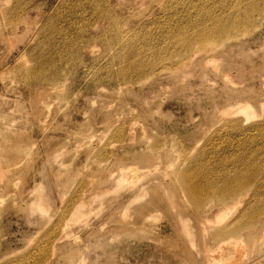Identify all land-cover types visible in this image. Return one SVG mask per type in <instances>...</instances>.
Segmentation results:
<instances>
[{
    "label": "rangeland",
    "instance_id": "rangeland-1",
    "mask_svg": "<svg viewBox=\"0 0 264 264\" xmlns=\"http://www.w3.org/2000/svg\"><path fill=\"white\" fill-rule=\"evenodd\" d=\"M0 11V264H264V0Z\"/></svg>",
    "mask_w": 264,
    "mask_h": 264
},
{
    "label": "bare ground",
    "instance_id": "bare-ground-1",
    "mask_svg": "<svg viewBox=\"0 0 264 264\" xmlns=\"http://www.w3.org/2000/svg\"><path fill=\"white\" fill-rule=\"evenodd\" d=\"M20 10L24 11L25 9L24 10L20 9ZM4 12H6V11H4ZM22 14H23V12L21 14H17L19 16H17L16 20L13 21V22L12 21H6L7 22V24H6L7 28L6 29H8L9 31L14 32V33L20 32L21 26L23 24ZM1 16H3V15L1 14ZM238 25L241 26V27L243 26V24H238ZM214 34L208 35L207 38L215 40V38H213L215 36ZM215 37H218V36H215ZM24 74H22V75H24ZM27 75H24V76H27ZM247 105L249 107H251L250 106L251 104L249 105V103H248ZM184 173H177L175 176L180 181L181 186L183 188H185V190L187 191L188 198H189L190 201L193 202V204H194L195 208L197 209V211H200L201 207H203V206H201L200 200L203 199V198H206V197L207 198L208 197L215 198V200H217L219 202V204H222L225 207L227 205L236 204L238 202L240 203V202H242V200H240V199L244 198L245 195L248 193V191L251 190V188H254V183H255L253 181L254 180L253 177L252 178L249 177V176L238 177L237 175H234V176L231 177V179L229 181L224 182L221 187L212 189L210 186H207V187L203 188L200 185H198L199 184L198 182L193 181V178L192 179L187 178L189 175H185L187 173H185V174ZM190 176H192V175H190ZM131 200H133V199H131ZM134 201H135V199H134ZM214 202H216V201H214ZM251 209H253V208H251ZM251 212H250V214H251ZM247 213L249 214V212H246V214ZM263 215H264V213H263ZM250 224L251 223L249 222V225ZM248 226H247V228H248ZM249 227H251V226H249ZM227 230L228 229H221L219 232L217 231L216 235H220V236L224 235L226 232H228Z\"/></svg>",
    "mask_w": 264,
    "mask_h": 264
}]
</instances>
